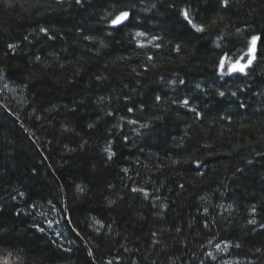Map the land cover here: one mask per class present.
Returning a JSON list of instances; mask_svg holds the SVG:
<instances>
[{
	"label": "trees",
	"instance_id": "obj_1",
	"mask_svg": "<svg viewBox=\"0 0 264 264\" xmlns=\"http://www.w3.org/2000/svg\"><path fill=\"white\" fill-rule=\"evenodd\" d=\"M0 264H264V0H0Z\"/></svg>",
	"mask_w": 264,
	"mask_h": 264
},
{
	"label": "snow or ice",
	"instance_id": "obj_2",
	"mask_svg": "<svg viewBox=\"0 0 264 264\" xmlns=\"http://www.w3.org/2000/svg\"><path fill=\"white\" fill-rule=\"evenodd\" d=\"M77 4L81 3V0H75ZM119 2V0H118ZM228 0H223V3L225 6H227ZM182 15L184 19L192 25L193 28H196L197 31H203L201 28H197L196 25L192 22L190 19V13L187 9H184L182 12ZM130 20V12L129 11H119L117 14L114 15V17L110 20V27L113 29H119L123 25H125L126 22ZM41 31H46L45 29H41ZM146 33L144 32H137L136 36H145ZM155 39V37H153ZM261 37L258 36H252L251 40L249 41L248 45V51L246 53L239 54L236 58H232L229 54H225L223 57L219 60V73L220 75H232L235 73H239L242 75L247 76L248 75V69L253 65V62L257 59V41L260 40ZM140 47H143V44L139 45ZM160 45H156V47H159ZM9 47H12V45H9ZM247 59L245 60V58ZM243 61V62H242ZM179 83L183 84L184 81L181 80ZM199 87V85H197ZM221 96L224 95L223 92L219 93ZM233 96H235V93H232ZM157 100L160 99V97H156ZM189 103L188 100H184L183 104L187 105ZM243 107V105H240ZM132 109H129L131 111ZM195 111V110H193ZM255 211V209H253ZM251 223H255V221H250ZM49 225L51 226V222H49ZM43 231V229H40ZM219 247V246H217Z\"/></svg>",
	"mask_w": 264,
	"mask_h": 264
}]
</instances>
